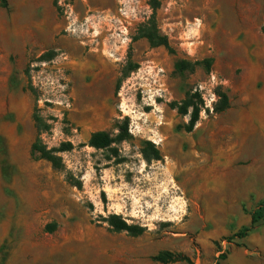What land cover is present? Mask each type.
I'll return each instance as SVG.
<instances>
[{"label":"rangeland","instance_id":"rangeland-1","mask_svg":"<svg viewBox=\"0 0 264 264\" xmlns=\"http://www.w3.org/2000/svg\"><path fill=\"white\" fill-rule=\"evenodd\" d=\"M30 4L0 1V264H264V0ZM125 126L116 153L87 145ZM36 142L72 145L62 169Z\"/></svg>","mask_w":264,"mask_h":264},{"label":"trees","instance_id":"trees-1","mask_svg":"<svg viewBox=\"0 0 264 264\" xmlns=\"http://www.w3.org/2000/svg\"><path fill=\"white\" fill-rule=\"evenodd\" d=\"M1 2H4V0H0ZM145 37L150 41L152 45H162L167 47V40L164 36H160L156 41H154L151 34L148 32L144 34ZM196 63H190L186 61H178L174 64L175 70L182 74L188 69H192ZM194 95H188L186 98L182 101V104L178 107V112L183 115H189V124L186 126V131L191 132L198 119H199V113H200V107L192 102V98ZM224 105H227V98L226 96H222ZM129 138L128 130L126 126L120 130V132L116 136H111L109 133L104 131H98L94 132L90 135L87 145L93 149L96 150H105V149H111L114 153H116V150L112 148V145L116 142L125 141ZM72 148V145L70 143L63 144L59 150H47L46 148L40 146L38 142L34 143L32 146V152L33 154L37 153L40 158H43L47 161H49L52 166L55 169H62L63 165L61 163L60 157L56 155L57 152H64L68 151ZM151 155L147 156V161L150 160H159L160 155L159 151L156 150L154 147H150ZM257 221V217H255V214L252 216V225L255 224ZM106 222L109 226L113 228L116 232H127L128 234L132 236H140L144 229L140 226L135 225H128L121 217L117 215H109L106 219ZM249 229L246 228L245 232H248ZM153 261L159 262V263H168L172 261H178L180 259L179 256L175 257L174 254L170 252H162L158 255L152 257Z\"/></svg>","mask_w":264,"mask_h":264},{"label":"crops","instance_id":"crops-1","mask_svg":"<svg viewBox=\"0 0 264 264\" xmlns=\"http://www.w3.org/2000/svg\"><path fill=\"white\" fill-rule=\"evenodd\" d=\"M50 1L51 0H13V7H14V12H16L17 11V9H19V8H26V10H28V14L31 16V13H32V5L30 4V3H37L35 6H36V8H44V7H47L48 6V4H50ZM15 14V13H14ZM13 14V15H14ZM41 14H43V15H41V17L36 21V18H35V23H36V25H39L40 24V21L41 20H44V18L45 17H47L46 16V14H45V11H43L42 10V13ZM12 15V20H13V16ZM43 16H45V17H43ZM17 17V16H16ZM16 19V18H15ZM38 41H41V40H38ZM38 41H37V43H38ZM42 42H44V41H42ZM98 96H100V93H99V95ZM239 189V188H238ZM250 187L249 188H246V189H242V188H240L239 190H238V192H237V190H236V192L234 193V197L238 194L239 196H238V198H236L235 199V201L237 200V199H239L240 201H242L243 199H245V197H246V195L248 194V193H250ZM233 193V192H232ZM232 196V197H233ZM232 197H231V199H232ZM230 199V200H231ZM225 200H227V198L225 197Z\"/></svg>","mask_w":264,"mask_h":264},{"label":"bare ground","instance_id":"bare-ground-1","mask_svg":"<svg viewBox=\"0 0 264 264\" xmlns=\"http://www.w3.org/2000/svg\"><path fill=\"white\" fill-rule=\"evenodd\" d=\"M98 1L99 0H97V3H98ZM100 5V4H99ZM32 16V15H31ZM44 17V16H43ZM26 18V17H25ZM30 18H32V17H30ZM38 19V18H37ZM46 19V18H45ZM25 21V20H24ZM34 21H35V19H34ZM34 21L33 22H31L32 24H30L29 26H25V27H23V30H22V32L19 34L20 36V39H21V41H24L25 39H28V38H30V37H34V34H33V32L35 33L36 31L33 29V28H35L36 29V23H34ZM40 23H42V24H40V25H44V24H46L45 23V21H40ZM44 27V26H43ZM46 27V26H45ZM45 31V30H44ZM16 46L18 47V44L16 43Z\"/></svg>","mask_w":264,"mask_h":264}]
</instances>
